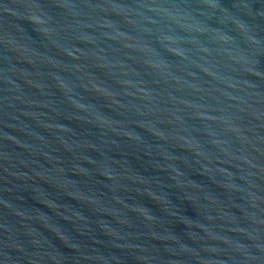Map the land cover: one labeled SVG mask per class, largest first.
<instances>
[{
    "label": "water",
    "instance_id": "water-1",
    "mask_svg": "<svg viewBox=\"0 0 264 264\" xmlns=\"http://www.w3.org/2000/svg\"><path fill=\"white\" fill-rule=\"evenodd\" d=\"M0 264H264V0H0Z\"/></svg>",
    "mask_w": 264,
    "mask_h": 264
}]
</instances>
